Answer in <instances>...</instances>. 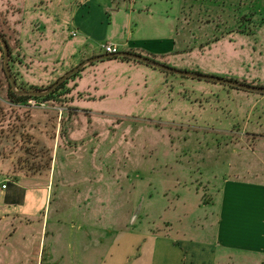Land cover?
I'll list each match as a JSON object with an SVG mask.
<instances>
[{
	"label": "rangeland",
	"instance_id": "374dc122",
	"mask_svg": "<svg viewBox=\"0 0 264 264\" xmlns=\"http://www.w3.org/2000/svg\"><path fill=\"white\" fill-rule=\"evenodd\" d=\"M53 1L4 0L0 28L14 51L21 28L28 33L26 40L35 34L42 39V49L55 51L50 42L52 14L61 13L52 12L58 6ZM199 1L201 4L192 10L195 17L211 20L193 28L203 43H192L196 49L181 54V59L157 61L179 70L264 86V0ZM46 5L52 6L50 16H45ZM65 9L70 14L71 8ZM189 10L186 15L191 14ZM245 15L251 22L243 18ZM39 23L47 27V36L44 29L36 30ZM69 25L63 27V34L72 40ZM239 28H252L254 33L240 32ZM213 37L218 40L204 43ZM201 48L207 51H197ZM2 63L1 55V96L7 88ZM222 67L259 80L237 79L221 71ZM13 69L20 81L39 87H47L65 74L52 76L53 69H49L25 81L17 65ZM263 95L167 72L134 59L98 60L70 77L65 92L49 106L30 105L17 112L25 122L24 137L18 135L17 149H13L11 139L6 143L0 139V150L7 154L0 158V172L15 177L12 172L19 169L30 175L44 171L49 180L48 158L52 156L54 190L46 211L52 214L66 206L64 229L78 230L83 224L77 218L82 210L88 225L117 223V214L129 210L130 220L137 213L131 225L137 222V227L144 228L148 220L158 231H170L173 236L212 241L218 213L212 200L218 201L219 184L226 177L264 174ZM15 114L0 122V133L11 128L8 124ZM3 163L10 166L1 167ZM80 184L81 194L73 193V187ZM62 188L68 190L66 197L71 193L78 200L82 195L88 199L78 215L74 204L57 199ZM28 194L30 197L34 192ZM165 223H174V228L168 230ZM82 232L87 234L84 228ZM55 247L65 256L62 264H71L68 246ZM33 248L37 250V246H29L32 254ZM16 249L1 246L0 263L22 260L26 264L28 246Z\"/></svg>",
	"mask_w": 264,
	"mask_h": 264
},
{
	"label": "crops",
	"instance_id": "0c3cea01",
	"mask_svg": "<svg viewBox=\"0 0 264 264\" xmlns=\"http://www.w3.org/2000/svg\"><path fill=\"white\" fill-rule=\"evenodd\" d=\"M56 2L58 9L52 12L59 10L61 14H52L50 42L55 45L54 52L48 47L42 49V39L38 40L35 34L26 40L28 33H24V28L18 32L20 45L14 51L15 65L25 81L29 80L28 76L48 73L49 69H53L52 76L66 73L88 58L106 54L102 48L106 43L115 45L119 51L156 60L181 59V54L196 49L192 43H203L193 28L211 23L197 19L192 12L201 4L199 0H55L53 4ZM3 5L4 0H0V11ZM51 7L45 6V16L51 15ZM66 7L71 8L70 14L66 13ZM186 10L191 14L186 15ZM69 24L72 40L63 34V27ZM42 29L46 33L47 27L39 23L36 30ZM201 49L197 51H207ZM220 70L240 80H259L231 67ZM77 110L83 111L79 107ZM5 165L10 163L1 167ZM54 167L55 159L49 168V180L44 178L47 175L44 171L30 175L19 169L12 172L15 177L3 173L9 183L6 190L0 191V249L28 246L26 264H62L65 256L55 246H68L71 264H264V174L223 179L217 190L218 201L212 200L218 211L215 235L212 241H205L158 231L148 220L144 228L137 227L135 221L131 225L137 213L130 220L129 210L119 213L121 216L117 214V223L88 225L87 215L84 216L83 210L79 214L78 210L88 199L82 195L78 200L71 193L66 197V188L60 190L57 199L74 204L75 214L80 215L76 216L83 224L80 223L77 231L64 229L66 206L52 214L46 211L54 190L50 176ZM82 187L75 185L73 193L81 194ZM30 192L34 194L29 197ZM166 224L168 230L174 228V223ZM83 228L87 232L85 236ZM29 246H37V250L33 248L35 254L29 251ZM0 264L24 262L6 260Z\"/></svg>",
	"mask_w": 264,
	"mask_h": 264
},
{
	"label": "trees",
	"instance_id": "16d2710c",
	"mask_svg": "<svg viewBox=\"0 0 264 264\" xmlns=\"http://www.w3.org/2000/svg\"><path fill=\"white\" fill-rule=\"evenodd\" d=\"M252 15V14H251ZM244 19H247L249 22H251L249 16H244ZM264 23V20L261 21V24ZM240 32H245V33H249L252 34L254 33V30L252 28H245V29H240ZM0 32L4 35L5 39L7 40L9 47H10V60H9V68L11 71L12 76L15 78L16 82H17V89L18 91H43L47 88H49L50 86H52L57 80H59L61 77H59L57 80H55L53 83H51L50 85H48L47 87H39L37 85H31L28 84L27 82H22L19 80L18 75L16 74V72L13 69V66L16 64L17 62V55H14V47L12 45V42H10V40L7 38L6 33L0 28ZM214 41L218 40L217 37H215L213 39ZM15 43L19 46V40L16 39ZM0 51L2 53V59H3V63L1 65V71L4 74V77L6 78L7 81V88H6V92L4 95L1 96L0 94V122L1 124L6 122V117L8 114L10 113H15L16 112V116L13 119V122H10L8 124V126H11L10 129H7L6 131L3 130V128L1 130L0 133V139H4V143L9 142V140L11 139V141L13 142V149H17L18 147V141H17V137L22 136V138L24 137V125L23 123H25L24 121H21V116H17V112H20L23 108H25V106H30L29 101L31 100H35L38 103H46V104H50V102L56 101L58 99V97H60L62 95L63 92H65V87L68 84V80H66L65 82H63L56 90H54L53 92L47 94V95H33L30 93H18L17 91L14 90L11 81L9 80V77L4 69V53L2 50V45L0 43ZM150 58V57H149ZM111 59H117V60H121V61H126V60H131V58L128 57H115V58H111ZM152 59H155L154 57H152ZM21 63V62H20ZM76 74V73H75ZM74 74V75H75ZM72 75V76H74ZM71 76V77H72ZM243 83H248L247 81H241ZM22 123V124H21ZM5 134L4 137H2V135ZM30 137V136H29ZM31 140V138H30ZM22 142L24 143L25 140L22 139ZM7 156L5 150H0V158L2 157L3 159ZM49 165L48 168H50L51 166V161L52 156L49 155Z\"/></svg>",
	"mask_w": 264,
	"mask_h": 264
},
{
	"label": "water",
	"instance_id": "95a60500",
	"mask_svg": "<svg viewBox=\"0 0 264 264\" xmlns=\"http://www.w3.org/2000/svg\"><path fill=\"white\" fill-rule=\"evenodd\" d=\"M0 43L2 45V50L4 53V69H5L8 77H9V80L12 83L14 90L17 91L18 93H22V94L23 93H30L33 95H47V94L53 92L54 90H56L63 82L68 80L72 75L79 72L81 69L85 68L87 65H89L95 61H98V60L111 59V58H115V57H128V58L138 60V61H141L143 63L149 64V65H152V66L159 68L161 70L171 72V73H175L178 75L190 76V77H194V78H198V79H205L208 81L228 84V85H231L233 87L240 88V89L264 94V86H254V85H250V84L243 83V82L236 81V80H232V79H226V78L219 77V76L206 75V74H202V73H198V72H191V71H187V70L175 69L173 67L165 65L163 63H160L159 61L154 60L152 58H149L147 56L137 54L134 52H129V51H119L118 53H115V54H102V55H97V56H93L91 58H88L87 60H85L81 64H79L78 66H76V67L72 68L71 70H69L68 72H66L52 86H50L49 88H47L43 91H18L17 82H16L15 78L12 76L10 68H9V60H10V56H11L10 47H9L7 40L5 39L4 35L1 32H0Z\"/></svg>",
	"mask_w": 264,
	"mask_h": 264
},
{
	"label": "built area",
	"instance_id": "2783aa9c",
	"mask_svg": "<svg viewBox=\"0 0 264 264\" xmlns=\"http://www.w3.org/2000/svg\"><path fill=\"white\" fill-rule=\"evenodd\" d=\"M102 48L104 49L106 54H115L119 52L118 47L113 44H103ZM29 104L34 107H47L46 103H38L35 100L29 101ZM9 179L0 172V191H4L8 188Z\"/></svg>",
	"mask_w": 264,
	"mask_h": 264
}]
</instances>
